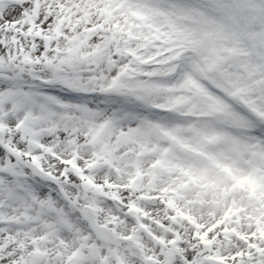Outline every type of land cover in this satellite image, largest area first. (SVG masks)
Listing matches in <instances>:
<instances>
[{"label":"snow or ice","instance_id":"1","mask_svg":"<svg viewBox=\"0 0 264 264\" xmlns=\"http://www.w3.org/2000/svg\"><path fill=\"white\" fill-rule=\"evenodd\" d=\"M0 264H264V0H0Z\"/></svg>","mask_w":264,"mask_h":264}]
</instances>
